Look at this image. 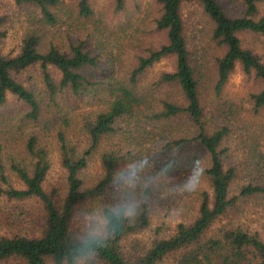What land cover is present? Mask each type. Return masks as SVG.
<instances>
[{
	"label": "trees",
	"instance_id": "trees-1",
	"mask_svg": "<svg viewBox=\"0 0 264 264\" xmlns=\"http://www.w3.org/2000/svg\"><path fill=\"white\" fill-rule=\"evenodd\" d=\"M13 1L28 9L32 25L15 55H5L0 49V108L9 95L26 107L20 116L0 113V197L14 204L36 201L41 214L30 234L0 236V264H59L63 238L76 210L106 188L112 171L132 155V141L140 148L157 132L161 133L157 141L168 136L165 146L173 141L169 132L182 133L178 151L186 140L199 158L210 159L206 179L192 194L188 219L174 225L170 234L165 235L161 223L141 254L126 253L122 243L149 229L148 212L125 225L101 251V264H264V225L258 230L247 222L258 207L264 213V132L255 124L254 131L246 125L239 129L241 108L223 94L240 66L244 76L261 85L248 95V101L251 111L264 119V54L243 46L240 37L250 34L264 41V10L260 7L264 0H236L237 9L226 8L220 0H154L157 8L149 33L156 34L158 41L137 47L132 67L122 75L101 68V54L88 48L89 35H82L73 24L95 16L90 0H73L72 5L64 0ZM110 2L114 13L125 10L126 0ZM185 5H195L203 15L205 31L194 27L198 36L187 33L182 13ZM63 20L72 22V30L60 41L48 29ZM5 24L0 15V47L6 38ZM119 29L123 31L125 26L119 25ZM98 30L104 34L109 28ZM204 36L208 37L206 46ZM208 44L216 51L209 52ZM164 58H173L174 70L161 73L153 87L176 89L179 101L167 93L154 96L138 86L142 76ZM209 58L213 60L210 69L205 67ZM34 66L41 70L45 97L19 78ZM60 94L93 108L81 117L80 138L66 131L72 123L67 115L60 118L65 127L56 128L58 114L45 112L47 107L60 106ZM50 128L56 131L64 172L62 190L44 189L51 167L45 135ZM236 133L245 149L241 158L231 146ZM102 142L107 144L100 154L102 173L93 186L85 187L82 173ZM199 162L193 159L181 170L191 172ZM159 204L165 202L160 199Z\"/></svg>",
	"mask_w": 264,
	"mask_h": 264
},
{
	"label": "rangeland",
	"instance_id": "rangeland-1",
	"mask_svg": "<svg viewBox=\"0 0 264 264\" xmlns=\"http://www.w3.org/2000/svg\"><path fill=\"white\" fill-rule=\"evenodd\" d=\"M67 5H72L73 0H64ZM92 2L93 10L95 16H93L88 21L76 20L73 22L74 25L79 26V30L82 35H89L87 41L88 48L94 53L101 54V68L103 70L112 69L114 75H122L127 73L132 67L134 62V55L136 53V48L141 45H146L147 43L158 41V36L154 33H149L151 29V19L156 13V4L154 0H126L125 10L121 13H114L112 9V4L110 0H90ZM224 3L226 8L237 9L239 6L236 5V0H220ZM240 1V0H239ZM262 4V5H261ZM260 7L264 10V2H262ZM111 7V8H110ZM111 9V10H110ZM183 19L187 28V33L197 36L199 32H196L195 26L203 28L202 13L195 5H185L182 10ZM0 15L6 20V38L0 47L1 51L5 55H15L19 46L27 33V30L31 27V15L27 8L17 6L13 0H0ZM62 23H57L55 27H51L48 30L53 32L55 39L64 41L65 35L72 30L69 25L72 22L66 23L65 20ZM102 26H97L98 22ZM119 25H124L125 30H118ZM77 27V26H76ZM109 28L108 32L101 34L99 28ZM103 30V29H102ZM117 32L114 34L113 31ZM205 31V28H203ZM109 32L113 34L109 35ZM49 38V33L47 34ZM200 37V36H199ZM243 46H250L255 49L256 52L264 54V41L258 39L252 35H241ZM204 45L208 43V37H203ZM207 48L209 52H214L213 45L208 44ZM118 58V60H116ZM213 60L208 59L206 68L212 67ZM209 68V69H210ZM174 70V60L173 58H164L153 67H151L138 81L139 88L146 91H151L154 96H163L166 93L169 94L176 101L180 100L179 92L172 88H162L156 89L153 87L156 79L161 73H170ZM49 71L53 74L55 78H58V72L52 67ZM24 85L32 89L40 97H45V86L42 80V73L38 66L30 67L19 75ZM260 83L254 80L253 77L244 76L241 72L240 66H236V69L231 74L227 84L224 87L223 94L225 98L233 102L234 104L240 106L241 108V121H239L238 126L243 127L246 125L251 131H254L253 124L259 125L262 128L259 129L260 132H264V119L262 116L255 115L251 109L248 101V95L250 93H255L260 89ZM67 94H60L57 99L60 98L62 103L56 109L54 107L46 109V113L55 112L59 116V120L56 123V128H64L65 124H62L61 117L67 115L68 118L72 120L66 131L71 133L70 135L80 138V125L81 117L84 113H87L93 108L85 106L83 103H74L70 101V97L65 96ZM44 104L47 103L46 99H43ZM26 111V107L23 103L16 100L12 96H8L6 105L0 108V113L5 115L12 114L14 116H20ZM70 111V114H68ZM8 113V114H6ZM1 119V117H0ZM252 122V123H249ZM41 125V124H40ZM38 125V127H40ZM163 125V124H162ZM161 126V125H160ZM169 127L166 126L168 131ZM28 131V128L26 129ZM46 140L50 147V161L51 167L50 171L46 177L44 183L45 190H51L52 188H58L62 190L64 184V172L60 166L59 156L57 151V141H56V131L50 128L46 133ZM135 135V132L132 133ZM238 133L232 137L231 146L234 155L237 157H242L245 153V149L241 147L240 141L238 139ZM168 137V136H167ZM166 138H161L158 140L159 143L164 145ZM132 144V154L136 152L139 148L135 146L134 142ZM145 144V143H144ZM107 144L102 142L99 149L93 154L87 168L82 173V178L84 180L85 187L93 186L98 180L101 172L100 154ZM124 162V161H123ZM180 170L177 174L176 179L173 184L180 183L187 173ZM13 184L16 187H21V185L12 177ZM172 195L162 198L165 202L164 206L159 204V201L154 205L153 209L149 211L150 225L149 229L142 234L130 236L122 243L123 250L130 254H141L146 247L151 243L155 230L164 223L165 226L162 228L165 235L172 232L174 225L181 221L187 220L188 205L192 200V194L180 193L176 187L172 189ZM170 203V206L167 205ZM41 214V209L36 201L25 202L23 204L8 203L4 198L0 197V236L11 237L16 233H31L33 230V224L37 215ZM250 226L254 229L261 230L264 225V213L261 212V207L257 208V212L251 214L247 220ZM167 229V230H166ZM166 230V231H165ZM163 233V234H164ZM5 264H13L12 262Z\"/></svg>",
	"mask_w": 264,
	"mask_h": 264
},
{
	"label": "clouds",
	"instance_id": "clouds-1",
	"mask_svg": "<svg viewBox=\"0 0 264 264\" xmlns=\"http://www.w3.org/2000/svg\"><path fill=\"white\" fill-rule=\"evenodd\" d=\"M157 135L161 133H154L127 157L112 171L106 188L76 210L72 227L63 238L59 264H101V251L120 230L151 211L160 199L171 196L173 187L187 194L200 189L210 159L199 158L186 140L178 151L182 133L169 132L173 137L169 146L159 143ZM193 159L200 160L198 166L174 185L179 171Z\"/></svg>",
	"mask_w": 264,
	"mask_h": 264
}]
</instances>
